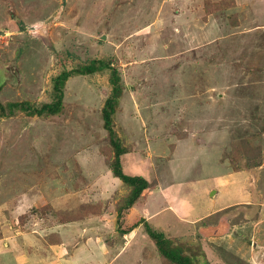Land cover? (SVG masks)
Here are the masks:
<instances>
[{
  "label": "rangeland",
  "instance_id": "374dc122",
  "mask_svg": "<svg viewBox=\"0 0 264 264\" xmlns=\"http://www.w3.org/2000/svg\"><path fill=\"white\" fill-rule=\"evenodd\" d=\"M92 59L121 72L123 169L150 182L123 227L148 221L196 264H264V0H0L3 103L52 102L54 78ZM109 78L70 77L58 115L0 114V243L33 229L49 237L69 218L79 235L96 221L118 243L114 216L131 188L107 159ZM216 173L234 174L250 203L205 224L164 209L156 187L175 184L177 200ZM124 240L110 264H172L144 224Z\"/></svg>",
  "mask_w": 264,
  "mask_h": 264
},
{
  "label": "crops",
  "instance_id": "0c3cea01",
  "mask_svg": "<svg viewBox=\"0 0 264 264\" xmlns=\"http://www.w3.org/2000/svg\"><path fill=\"white\" fill-rule=\"evenodd\" d=\"M234 177L231 173H216L196 182L189 181L188 184H184L185 189L182 190L185 191V195L179 194L177 200L172 197L175 193L172 190H177L175 184L156 187V189H160L163 197H166L164 209L172 211L180 221L195 223L232 205L250 203L248 196L247 200L242 201L240 198L244 196L234 193L239 187L238 184H233ZM167 192H169L168 196ZM198 200L203 207H199ZM133 215L135 213L132 207L127 217L132 218ZM117 217L114 216L118 221ZM76 222L59 224L49 237L38 234L33 229L24 231L23 237L14 236L8 240V243H0V261L8 263L13 257L15 264H110L115 258L114 254L116 253L117 256L125 248V236H132L138 232L137 226L129 233L123 234L118 225L113 234L118 238L116 244L107 241L106 234L109 232L101 223L95 221L89 224V227H84L83 233L85 232L86 235L81 236L76 233L78 231ZM116 245L118 249L114 248Z\"/></svg>",
  "mask_w": 264,
  "mask_h": 264
},
{
  "label": "trees",
  "instance_id": "16d2710c",
  "mask_svg": "<svg viewBox=\"0 0 264 264\" xmlns=\"http://www.w3.org/2000/svg\"><path fill=\"white\" fill-rule=\"evenodd\" d=\"M104 70H110V83L112 92L106 99L102 108L104 119V127L109 133V139L112 149L107 154V159L110 161L112 171L116 177H119L131 190L128 194L126 202L118 209V225L120 232L123 234L129 233L135 227L144 224L146 226L149 237L155 242L160 254L163 258L172 264H196L193 257L186 254L185 248L182 245L176 244L165 232L155 229L148 221H138L128 228H124L122 219L125 217V212L132 208L142 195V193L150 187V182L143 176H132L124 172L121 157L128 152L127 148L122 144L117 131L114 128V115L120 104L122 94L124 92V83L120 70L106 59H92L86 64L71 70H64L54 78L53 91L55 98L52 102H46L40 106L34 105L29 101H13L3 103L0 100V114L3 117L14 115L17 111H24L32 116H53L58 115L64 110V94L65 84L68 79L75 75H92ZM3 88V81L0 79V93ZM113 151V153H112ZM205 217L200 221L205 224ZM75 221L73 218L65 219L62 222ZM199 222V221H198Z\"/></svg>",
  "mask_w": 264,
  "mask_h": 264
},
{
  "label": "water",
  "instance_id": "95a60500",
  "mask_svg": "<svg viewBox=\"0 0 264 264\" xmlns=\"http://www.w3.org/2000/svg\"><path fill=\"white\" fill-rule=\"evenodd\" d=\"M104 37H106V36H104Z\"/></svg>",
  "mask_w": 264,
  "mask_h": 264
}]
</instances>
